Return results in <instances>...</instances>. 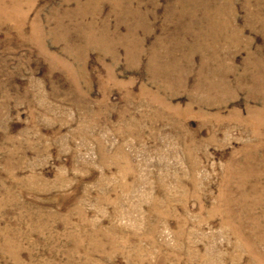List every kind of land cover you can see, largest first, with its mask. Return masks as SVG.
Masks as SVG:
<instances>
[{
  "label": "rangeland",
  "instance_id": "obj_1",
  "mask_svg": "<svg viewBox=\"0 0 264 264\" xmlns=\"http://www.w3.org/2000/svg\"><path fill=\"white\" fill-rule=\"evenodd\" d=\"M0 264H264V0H0Z\"/></svg>",
  "mask_w": 264,
  "mask_h": 264
}]
</instances>
